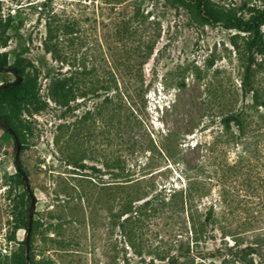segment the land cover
<instances>
[{
  "label": "rangeland",
  "instance_id": "rangeland-1",
  "mask_svg": "<svg viewBox=\"0 0 264 264\" xmlns=\"http://www.w3.org/2000/svg\"><path fill=\"white\" fill-rule=\"evenodd\" d=\"M202 1L0 0L27 264H264V25L258 52L220 22L264 0ZM15 154L0 126V264L26 255Z\"/></svg>",
  "mask_w": 264,
  "mask_h": 264
},
{
  "label": "trees",
  "instance_id": "trees-1",
  "mask_svg": "<svg viewBox=\"0 0 264 264\" xmlns=\"http://www.w3.org/2000/svg\"><path fill=\"white\" fill-rule=\"evenodd\" d=\"M181 2H184V4L186 5H191L196 11H198L199 14H205L208 15V9H210V5L211 4H207L206 2H203L202 0H181ZM40 14H44V11H41ZM52 21H53V17L52 18H48V20L46 21V37L44 40V46L47 52L50 53H56V47H57V42L58 39L60 38V34L61 31L63 30L62 25H55L52 26ZM11 19L10 17H8L7 19H2L0 18V46H6L5 43H3V33L4 30L7 28V26H10L9 24L11 23ZM220 22L223 24V26L226 29L232 30H238L244 33H248L250 38H251V43L250 46L251 48H253L256 51H260L261 48L263 47L262 45V33H261V27L264 25V13L259 14V15H255L252 16L249 19H244L242 17H237L236 14H231V13H227L226 15H224L221 19ZM2 64L0 63V68H1ZM18 71V73H20V70L17 68H14ZM19 84V83H18ZM18 87L17 84H15V82L11 85V86H5L4 88L6 89H10V90H16V88ZM1 120L4 121V123L9 126V128L13 131V133L15 134L14 129L8 124V122H6L3 118L0 117ZM1 127H3L2 125H0ZM4 128V127H3ZM5 129V128H4ZM10 133H12L9 130H6ZM12 133V134H13ZM16 135V134H15ZM22 169V168H21ZM117 174L119 172V168H117ZM26 175V174H25ZM15 177L18 179V184L20 186L24 185V181L22 178V175L20 174V172L16 171ZM19 228V227H16ZM28 230V227H27ZM32 232V231H31ZM25 244V241H24ZM29 259V256L26 257V255L22 254V264H27V261Z\"/></svg>",
  "mask_w": 264,
  "mask_h": 264
},
{
  "label": "water",
  "instance_id": "water-1",
  "mask_svg": "<svg viewBox=\"0 0 264 264\" xmlns=\"http://www.w3.org/2000/svg\"><path fill=\"white\" fill-rule=\"evenodd\" d=\"M1 70H3L4 68L1 67ZM12 72L16 75L17 79L15 81V84H18L21 82V76L18 73V71L16 69H11ZM13 83L8 84L9 86H11ZM0 125H2L6 130H9L13 133V131L9 128V126H7L1 119H0ZM13 137L16 141V154H15V164L16 167L18 169V171L20 172V174L22 175L23 181L26 185V189L29 193L30 196V200H31V204H30V212H29V221H28V230H27V235H26V239H25V245H26V257H28V251H29V246H30V238H31V231H32V218H33V209H34V205H35V199L33 196V193L31 192L30 186H29V182H28V178L25 175V173L23 172V170L21 169L20 166V162H19V153H20V143L16 137V135L13 133Z\"/></svg>",
  "mask_w": 264,
  "mask_h": 264
}]
</instances>
